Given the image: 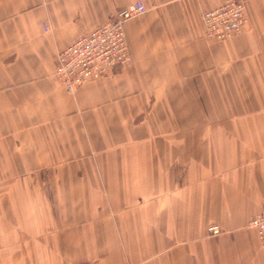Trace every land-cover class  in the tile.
<instances>
[{
    "label": "crops",
    "instance_id": "crops-1",
    "mask_svg": "<svg viewBox=\"0 0 264 264\" xmlns=\"http://www.w3.org/2000/svg\"><path fill=\"white\" fill-rule=\"evenodd\" d=\"M136 1L131 63L68 93L58 52ZM224 2L0 0V264H264V0L209 39Z\"/></svg>",
    "mask_w": 264,
    "mask_h": 264
},
{
    "label": "built area",
    "instance_id": "built-area-1",
    "mask_svg": "<svg viewBox=\"0 0 264 264\" xmlns=\"http://www.w3.org/2000/svg\"><path fill=\"white\" fill-rule=\"evenodd\" d=\"M249 0H225L202 14L206 37L224 41L242 32L247 22ZM147 12L142 1L133 2L116 10L101 26L81 35L60 50L56 56L55 78L68 93H73L86 81L106 75L117 68L128 66L131 61L125 37V26L132 18ZM264 249V200L261 211L249 222ZM210 235H218L221 228L211 224Z\"/></svg>",
    "mask_w": 264,
    "mask_h": 264
},
{
    "label": "rangeland",
    "instance_id": "rangeland-1",
    "mask_svg": "<svg viewBox=\"0 0 264 264\" xmlns=\"http://www.w3.org/2000/svg\"><path fill=\"white\" fill-rule=\"evenodd\" d=\"M4 177H6V176H4ZM14 177H22L21 172L20 173H16Z\"/></svg>",
    "mask_w": 264,
    "mask_h": 264
}]
</instances>
